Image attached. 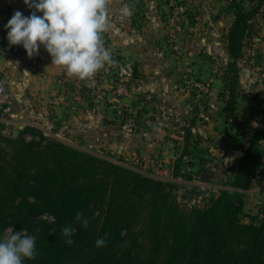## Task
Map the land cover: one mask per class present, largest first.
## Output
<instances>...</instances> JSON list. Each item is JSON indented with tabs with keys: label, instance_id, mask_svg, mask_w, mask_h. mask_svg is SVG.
<instances>
[{
	"label": "trees",
	"instance_id": "16d2710c",
	"mask_svg": "<svg viewBox=\"0 0 264 264\" xmlns=\"http://www.w3.org/2000/svg\"><path fill=\"white\" fill-rule=\"evenodd\" d=\"M244 1L232 2L234 20L227 34L229 68L237 72L250 22L264 2L252 8ZM237 72L227 86L228 120ZM262 139L264 131L254 130L233 187L246 188L257 176ZM200 153L194 164L188 162L190 179L208 173ZM192 155L195 151L186 148L176 173ZM175 190L173 183L78 150L35 126H25L17 138L6 135L0 121V232L13 227L36 237L37 255L24 264H264V201L259 223L247 224L238 192L225 190L202 209L182 206ZM77 213L87 227L76 220ZM45 214L53 220L41 219ZM65 226L75 229L72 245L60 234ZM100 238L107 243L98 248Z\"/></svg>",
	"mask_w": 264,
	"mask_h": 264
},
{
	"label": "crops",
	"instance_id": "0c3cea01",
	"mask_svg": "<svg viewBox=\"0 0 264 264\" xmlns=\"http://www.w3.org/2000/svg\"><path fill=\"white\" fill-rule=\"evenodd\" d=\"M116 1L108 6L105 37L111 50L136 72L124 98L114 103L112 84L106 77H68L64 68L52 64L43 46L35 67L29 66L18 50L5 47L0 48V115L10 107L9 120L19 129L35 126L85 151L105 147V157L117 154L122 162L154 158L161 163L160 178L169 173L186 148L195 151L193 160L190 157L194 162L200 145L210 146L208 141L215 144L210 151L220 152L216 144L224 124L225 102L219 94L222 81L207 78L206 60L199 57L203 59L206 52H225L220 39L234 15L223 14L220 0H190V6L198 2V16L195 26L186 25L190 31L182 43L190 54L186 61L195 60L191 64L194 72L212 82L210 94L198 98L197 91L183 84L181 74L189 66L172 54L171 23L155 0H146L143 11L130 10V15L124 11L126 1ZM16 11L27 17L34 10L24 0H0V23L7 25ZM193 180L186 177L177 183L178 192L194 186Z\"/></svg>",
	"mask_w": 264,
	"mask_h": 264
},
{
	"label": "rangeland",
	"instance_id": "374dc122",
	"mask_svg": "<svg viewBox=\"0 0 264 264\" xmlns=\"http://www.w3.org/2000/svg\"><path fill=\"white\" fill-rule=\"evenodd\" d=\"M111 1L116 0H110V2ZM125 1L127 3L128 9L133 10L136 13L139 12V10L143 11V8H145V5L143 7L142 3H146V0ZM220 1L224 4L222 8L223 14L225 13L226 15H234L231 4L233 1L240 0ZM258 1L259 0H245L244 3L247 7L254 8L256 7ZM155 3L157 4L159 11H162L171 23L169 25L171 27L169 36L172 45V54L175 56V58H181L183 61L188 63L186 65L189 66V70L183 72L181 76L185 77L189 75L190 79H198L199 81L209 82L210 84L212 82L206 80L207 78H220L222 85L219 94L222 99L224 98L225 102V104H223L224 110L222 112V119L224 123L222 126L223 131L221 133L220 140H217L218 144H216V149L220 152L214 154V152L210 151V146L215 145L212 141H208L210 143L206 144L210 146L200 145V150L203 154L201 161L204 160L206 162V171L212 174L210 181L204 183L201 182V180L194 179V186L187 188L183 191V193L178 192L176 187L175 194L182 206L188 208L198 207L204 209L209 207L212 203V200L218 197L221 192L225 190L238 192L241 194L244 200V209L243 214L241 215L242 221L247 224L252 222L259 223L260 219L262 218L260 211L264 201V175L259 173L264 170V156L262 160V166L258 169L257 176L248 187L235 188L232 186V182L235 179V175L240 165V160L244 155V149L248 146L253 131H264V2L259 7L255 17L250 22L251 30L244 41L242 57H240L238 60L239 71L237 72L229 68V63L232 58L228 49L227 34L229 28L232 25L231 24L230 27L225 30L220 39L224 44L225 52H223V50L221 52L217 51L216 53L206 52L203 55V59L199 57L201 61L206 60L207 64V68L205 70L207 73V78L203 77V79L195 73L196 71L191 65L195 60H190V62L186 61L187 55L189 56L190 54H188L186 51L185 46H182V43L188 36L187 33H190L189 28L187 27H193L197 23L198 15L196 10L198 7V2H192L191 6L189 5L190 0H155ZM183 7L184 11H180V9ZM39 14L42 15V13ZM187 18L190 19L189 22L186 21ZM102 40L104 47L110 51L115 59L118 58L116 59L117 65H124L126 62L121 61L119 57L111 50V47L105 37V33L102 36ZM213 65H215V67H213ZM236 72L239 73V80L234 97V105L232 106L234 111L230 117V120H228L226 118L229 101V90L227 86L230 83L229 78L233 77ZM97 75L101 76L100 78L102 79L106 77V80L108 79L110 84H112V97L114 99V103L124 98L126 94L122 95L121 97H117L116 95V89L119 82V76L117 73L107 76L105 75L104 67L97 73ZM128 89L129 81L127 92ZM4 124L6 135H15V132L19 130L17 125ZM49 136L51 137L52 135ZM262 141H264V139H262ZM262 145L263 148L261 149L264 151V143H262ZM74 148L96 157L108 160L116 165L118 164L115 161H121L117 154L111 155L110 158L105 157V147L91 148L89 149L90 151H85L77 147ZM191 163L194 164L192 161ZM126 168L140 173L139 171L135 170L136 168ZM140 174L145 176L143 173ZM173 184L177 186L176 183ZM41 219L52 221L53 217L45 214L41 217ZM10 228L13 227H9L8 229ZM8 229L2 233L0 232L1 239L6 234H8Z\"/></svg>",
	"mask_w": 264,
	"mask_h": 264
},
{
	"label": "clouds",
	"instance_id": "9594fccd",
	"mask_svg": "<svg viewBox=\"0 0 264 264\" xmlns=\"http://www.w3.org/2000/svg\"><path fill=\"white\" fill-rule=\"evenodd\" d=\"M24 3L34 11L27 17L16 11L8 21L7 39L11 46L22 45L30 58L38 55L43 46L52 57L53 65L64 68L68 77L81 80L95 76L106 64L114 63L102 40L109 30L110 0H24ZM124 11L131 14L128 8ZM76 220L87 227L88 221L82 213H77ZM74 231L71 226L60 230L68 245L74 243L70 238ZM7 233L0 239V264H24L25 259H35V236L13 228ZM106 243L105 238H100L96 246L104 247Z\"/></svg>",
	"mask_w": 264,
	"mask_h": 264
},
{
	"label": "built area",
	"instance_id": "2783aa9c",
	"mask_svg": "<svg viewBox=\"0 0 264 264\" xmlns=\"http://www.w3.org/2000/svg\"><path fill=\"white\" fill-rule=\"evenodd\" d=\"M180 11H184V9L181 8ZM5 47H10L11 49L18 50L29 66L35 67L38 65L37 57L33 56L30 58L22 45L11 46L9 44L7 39L6 24L0 23V48L4 49ZM116 59L112 55V60L114 61V63L105 65V75L111 76L114 73L118 74L119 82L116 89V95L117 97H121L122 95H125L127 93L128 81L133 77L134 69L129 63H124V65L118 66ZM183 79V84L185 85V87L190 88V90L192 91H197L198 98H202L210 94L211 84L209 82L199 81L198 79H190L189 75L185 76ZM11 113L12 109L10 107L5 108L4 114L0 115V121L6 123L7 125L12 124L8 117V115ZM45 135L49 136L48 133H46ZM183 160L186 165L181 167L177 173L175 171V166H173L169 173L162 176L161 178L158 174L161 163L154 158L149 159L147 162H143L141 159L127 160L126 162H115L125 167H130L134 169L136 168L135 170L139 171L140 173H143L145 176L177 184L184 182L186 177L193 173V168L188 165V162L190 161L189 157L185 156Z\"/></svg>",
	"mask_w": 264,
	"mask_h": 264
},
{
	"label": "water",
	"instance_id": "95a60500",
	"mask_svg": "<svg viewBox=\"0 0 264 264\" xmlns=\"http://www.w3.org/2000/svg\"><path fill=\"white\" fill-rule=\"evenodd\" d=\"M23 128H24V126H21L20 129H19L18 131L15 132V135H14L15 138H17V137L19 136L20 131H21ZM211 177H212V174H210V173H205V174L202 175L201 182L207 183V182L210 181Z\"/></svg>",
	"mask_w": 264,
	"mask_h": 264
}]
</instances>
